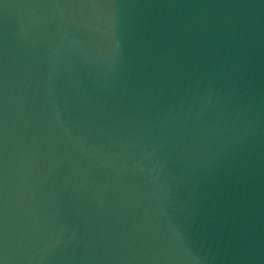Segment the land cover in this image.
<instances>
[{
  "label": "water",
  "instance_id": "1",
  "mask_svg": "<svg viewBox=\"0 0 264 264\" xmlns=\"http://www.w3.org/2000/svg\"><path fill=\"white\" fill-rule=\"evenodd\" d=\"M0 264H264V0H0Z\"/></svg>",
  "mask_w": 264,
  "mask_h": 264
}]
</instances>
